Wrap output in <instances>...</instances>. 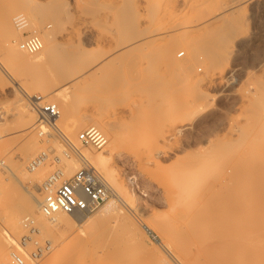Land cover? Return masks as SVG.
I'll use <instances>...</instances> for the list:
<instances>
[{"label":"rangeland","instance_id":"obj_1","mask_svg":"<svg viewBox=\"0 0 264 264\" xmlns=\"http://www.w3.org/2000/svg\"><path fill=\"white\" fill-rule=\"evenodd\" d=\"M22 1L25 0H0V9L8 3L18 7L10 22V28L13 29L10 32L13 33L4 35L0 28V219L3 214L7 215L5 212L14 185H17L20 192L17 198H23L20 196L24 193L23 196L31 194L29 196L34 199V191H43L39 184H44L51 173L61 169V165L57 164L59 159L64 163L63 169H71L68 171L71 175L85 164L78 157L80 152L82 158L85 156L89 163L96 166L122 199L116 202L106 223L121 221L129 225L131 234L135 235L134 239L148 246L149 249L145 250L140 241L135 240L139 247L142 246L143 252L149 255V250H152L161 261H168L161 262L155 258V264H170L171 261L176 264L177 257L195 264L196 255H203L204 258L205 252L199 255L195 254V249H191L185 253L176 244L165 246L164 241L161 242L162 232L154 225L167 220L179 209L193 212L202 203L211 208L219 203L221 207L229 206L233 197L225 195L226 189L220 188L223 179L229 180L227 186L242 191V206L252 207L257 198L252 193H244L248 189L245 180L232 182L231 177L242 179L258 173L264 174V0H179L175 5L178 12L176 19L182 17L185 20L181 18L182 21H188L186 23L190 25L186 30L183 29L185 32L180 30L177 34L163 38V43L169 42L164 49L165 54H162L161 48L155 52L158 48L155 49L153 42L151 46L148 44L150 47L146 44V49L142 46L139 48L141 51L134 49L128 53L124 41L129 39V32L125 29L126 23H121L124 24L122 28L118 14L123 6L121 0H26L42 10L43 16L38 23H34L29 12L21 8ZM143 1L141 4H144ZM231 1L233 4L229 3ZM65 9L70 11L69 18L61 17L57 20L49 15ZM19 12L26 13L35 31L28 27L22 32L17 28L14 17ZM72 24L76 27L74 31L70 28ZM29 33L37 34L43 43L45 38L54 34L60 44L53 56L41 64L27 68L16 66L7 58L8 39H15V45L19 47L18 43ZM136 55L140 58L135 62L138 68L132 63L133 60L130 61ZM137 56L134 60L138 59ZM125 67L127 71L130 68L131 76L123 70ZM88 69L94 73L90 77L86 76ZM118 71H121V75ZM114 76H118V81ZM21 82L33 88H37L39 83L48 84L51 93L44 96H48V101L55 102L61 112L63 100L69 99L71 114L62 117L61 113L58 122L72 129L69 130L72 135H67L71 138L74 136L78 147L67 141L57 128L50 127L45 120L36 128L21 123L18 114H21L22 103L27 102L30 108H35V98L27 95ZM113 86L117 89H113ZM135 89L142 93L134 92ZM38 93L35 89L32 95ZM93 125L101 129L108 139L103 149L84 146L79 140L80 132ZM115 132L117 136L123 134L119 137L121 140L114 136ZM40 155L43 156L42 160L45 158V162L39 164L38 161L35 166H31V161ZM94 156L104 157L105 169L97 166ZM15 164L18 166L16 172L13 170ZM110 176L116 182L111 181ZM39 181L37 188L32 187L31 183L37 184ZM209 185L211 189L205 191ZM201 186L204 195L201 194ZM196 187L198 189L194 192ZM190 190L195 193V199L201 201L196 199L199 202L195 204L198 205L185 201V195ZM113 199L116 197L109 201ZM104 205L106 203L92 214L77 219L67 233L65 230L54 231V236L46 234L43 238L42 235L34 234L36 228L24 224L25 217H36L38 226L57 222L26 212L20 220L24 228L22 237L31 240L34 236L40 240L33 251L48 247V244L49 247L54 246L43 257L35 258L33 252L36 263L45 264L59 252L58 255L62 257L68 244L67 252L71 250L70 247L88 249V245L89 249L95 250L96 245L103 240L95 245L97 239L93 238L88 222ZM1 220L0 230L8 226H5L8 220ZM182 227L184 231L185 227ZM7 233L4 231L3 237L9 243L6 257L11 264L10 251L20 236L10 237ZM58 234L64 237L59 238ZM70 237L74 245L66 241H70ZM45 238L48 243L44 241ZM89 239L90 242H87ZM75 244L79 246L76 248ZM166 251L175 259L170 256L171 260ZM140 252L138 254L141 255ZM149 256L147 258L152 259ZM88 261L93 260L88 258Z\"/></svg>","mask_w":264,"mask_h":264},{"label":"bare ground","instance_id":"obj_2","mask_svg":"<svg viewBox=\"0 0 264 264\" xmlns=\"http://www.w3.org/2000/svg\"><path fill=\"white\" fill-rule=\"evenodd\" d=\"M121 1L123 2L122 3L123 6H121V8L119 9L120 11L118 13L119 19H120V24L126 23L127 27L125 26L126 27L125 29H126V32L127 31L129 32V35L127 36V37H129V39L124 41L126 43L125 45H127V47L124 46L123 44L122 45L124 47H126V49L128 48L127 49L128 53H129V51H132L134 49L140 50L139 49L140 47L145 46L146 44L148 45L149 43H150L149 45L151 46V42H153V43H155V45L160 46V47L159 46L157 47L154 45L155 49L158 48L157 50H155V52L158 51L159 48H161V49L163 48L162 50L160 49V51L162 52V54H165L164 52L166 50H164V49H166L167 48L166 45L169 44V42L163 43L164 42L163 40H165L167 38L166 36L167 35L170 36L171 34L174 35V33H176V32L179 33L178 31H180V30L183 31V29L186 30V28L190 25V24L188 25L186 23L188 21L183 22L182 17H179L181 21L179 20V18L176 19L178 17V14H176V13H178V12H176V10H175V5H176V2H178L179 0H145V2L143 0H121ZM142 1L144 2V4H141ZM235 2H237V1H235ZM229 3H232V1ZM120 5H121V3H120ZM17 8H16V5L14 3H8L0 9V19H1V27L0 28L3 31L4 35L5 34L7 35V33L9 35L11 33L10 31L11 30L13 31V29L10 28V22H12L11 21L12 14L15 12V10ZM21 8L24 11L29 12L34 23H38L42 19V16H43L42 10L38 6L31 5L28 1L25 0V1H22ZM181 8H182V6H181ZM179 10H180V8H179ZM20 14H23L24 16L27 17V19H29V17L26 15V13L19 12V14H17V15H20ZM49 15H50V17H53L54 19L56 18L57 20H60L59 18H61V17H63L64 19L69 18L70 17V11L68 9H65V10H62V12H60V13H59V11H56V12L50 13ZM176 15H177V17H176ZM219 15H221V14H219ZM63 18H62V20H63ZM79 19L80 18H78V20ZM210 20L207 21L208 24H209ZM214 20H215V18H214ZM123 21H125V22H123ZM30 22L31 21H29V23H28V27L31 28L32 30H34L32 28V23L30 24ZM144 23H145V25H143ZM75 24L74 25L72 24L70 26V28H72L73 31L76 30V29H74V28H76ZM200 24L202 25L203 23H200ZM200 24L197 23L196 24L197 27H199ZM123 25H122V28L124 27ZM193 25H195V24H193ZM34 26H35V24H34ZM194 27H196V26H194ZM202 27H204V25ZM64 28H67V26L64 25ZM127 28H128V30H127ZM68 29H66V30H68ZM187 31L189 32V30H187ZM183 32H185V31H183ZM169 36H168V38H169ZM9 38H10V36H9ZM163 38H165V39H163ZM14 41L16 42L15 39L14 40L8 39V42L6 45V47H7L6 48L7 49V58H8V60L12 61V63L14 62V64H16V66L19 65L20 67H24V68L30 67V66L37 64V63L41 64L42 62H44L45 59L48 60L49 58H51L53 56L54 50L60 44V42L57 41L54 34L53 35L51 34L48 36V38H45L44 43L41 40L42 48L40 50H38L36 53H31L33 55H30V54H27L26 53L27 50L23 49L21 46V43L23 40L20 43H18V45L20 48H22L25 51H22V49L20 50L19 47H16L15 44L17 42L15 43ZM128 46H130L131 50H129ZM126 49H125V51H127ZM144 49H146V46ZM142 50H143V48H142ZM147 51H145V52H147ZM143 52H144V50H143ZM136 56L132 57L133 59L130 60V61H132V60L134 61V62L132 61V63H134V66L135 65L137 66V64H135V62L140 59L139 56H137L138 59L134 60V58H136ZM141 56L143 57V55H141ZM150 57L151 56H149V58ZM158 57H159V55H158ZM168 57L172 58L171 56H168ZM143 58L145 59V57H143ZM140 62L138 61V63H140ZM146 62H148V60ZM142 64H143V62H142ZM153 65H152V67H153ZM123 66H125V64ZM131 66H133V65L131 64ZM146 66H147V63H146ZM142 67H143V65H142ZM137 68H138V66H137ZM123 70L125 71L126 67ZM129 71H130V68L127 72H129ZM132 72H133V70H132ZM118 73L120 74L121 71L120 72L118 71ZM93 74L94 73L92 72V70L88 69L86 76L90 77V75H93ZM125 74H126V72H125ZM129 75L131 76V73ZM124 76H126V75H124ZM80 77L82 78V76H80ZM83 77L85 78V76H83ZM84 78H83V80L86 79V78L85 79ZM114 78H116V76H114ZM133 78H135V77H133ZM78 79H79V77H78ZM116 80L118 81V76H117ZM21 85L23 86V90L27 93V95H30L33 97L42 96L45 98L46 96H44V95L51 93V91H48L50 89L48 84L39 83L38 87L37 88L34 87V88L36 89V92H39L41 94L38 93V94H34V95H32V93L35 89L32 86L28 85V83H25V82H21ZM118 85H119V83H118ZM30 88H33L34 90L30 89ZM123 88H125V87H123ZM113 89H117V88L114 87ZM132 90H134V89H132ZM136 91H139V90L135 89L134 92H136ZM139 92L142 93L141 90ZM144 92H146V91L144 90ZM147 93H149V92H147ZM47 98H48V96H47ZM47 98H45V99L48 100L49 98L48 99ZM148 99L149 98H147V100ZM23 102H24V99H23ZM63 102H64L62 104L63 110H62V112H61V110H59L60 111L59 117L61 116V113H63L62 117L63 116L67 117L71 114L72 108H71V102L69 101V99L66 98L63 100ZM22 104H23V105H21L22 109L20 108L21 112L18 109L19 112L21 113V114H18V117H19V115L21 117V118H19L21 123L23 125L28 124L27 127H33V128L38 127L37 125H39V123H41L43 121V120H41V117L39 116L38 109L36 107L34 108L30 105L32 108L31 109L27 102L22 103ZM58 118L55 119L54 121L50 122V123L48 122V124H50V127L52 126V127L57 128L63 134L62 136L67 141L72 142L74 146L78 147L77 140L73 139L74 136L72 138L70 136H68L69 134L72 135L71 134L72 132L69 133V130H72V129H69V126H66L64 124L61 125L58 122ZM45 123H47V122H45ZM111 129H113V127ZM67 133H68V135H67ZM116 133L117 132L114 133V136H117ZM118 133H120V132H118ZM120 135H123V134H120ZM120 135L117 136L116 138L118 139L120 137ZM117 139H114V140L116 141ZM81 155H83V154L79 152L78 157L84 163H87L89 161V160H87L88 158H86L85 156L82 158ZM99 157L97 158V156H96V158H97L96 159L94 156L93 159L97 163V166L105 169L106 161L104 160V157H102V156H99ZM263 157H264V154H263ZM37 158H38V156L31 161V163H30L31 166L33 164L35 166V164L38 163V161L36 160ZM15 166H14L15 168H13V167L12 168L16 172V171H18V166L16 164H15ZM62 169H61V173H62L61 177L63 176V173H64V178H67L69 175H71L70 174L71 172H68L71 169H69V170H66L65 168H64L65 170L64 169L62 170ZM72 174H73V172H72ZM100 176L104 179V181L107 183V185L111 189V195L103 203V204L106 203V205H104V207H102V209H100L98 211L97 215L94 218H92L88 223H89V227L91 228L90 232L93 233V236H94L93 238H95V240L97 239V242L95 243V245L97 243H99L98 242L99 240L100 241L103 240V241L101 243H99V245L97 244L98 246L96 245L95 250L92 249L93 251L91 249H89L90 246L88 245V247H87L88 249H86V248L74 249V247H72V248L70 247L71 250H69L67 252V250L69 249L68 247L70 246V244H68L69 246L66 245L67 250L63 249L61 251V253H62L65 250L64 253H62V255H61L62 257H60V255H58L60 252L58 254L55 253L53 255L54 257L50 258L45 264H153V263L155 264V263H157V262L153 261V259H155V258L159 259V257H158V255L156 257L154 252L153 253L151 252L152 250H149V255L151 256L154 254L155 257L151 256L152 259H150V260L147 258V256H149V255H147L145 251H144L145 255L143 254L144 252H143V249L141 247L143 246V248L145 250H147L149 248H148V246H146L145 243L141 242L139 239L138 240L140 241L142 246L140 245L139 242H137V243L140 245V247L135 243L138 240L134 239L135 235L131 234V232H130L131 227H129V225L122 224V223H120L121 221L120 222L119 221H114V222L109 221L106 223V220L109 218V216H111L112 209L116 207V202L122 201V199L120 198V196H118L115 193L113 187L108 182V180L103 175L100 174ZM231 178L233 179V180H231L232 182L244 181V180L246 181V183L248 184L247 185L248 189L246 191H244V193H246V194L252 193L253 195H256V197H257V198H255V202H254L252 207L247 208V207L242 206V202H241V199L243 198L242 197L243 196L242 191H240L239 189L236 190L234 188L227 186L229 180L227 181V180L223 179L224 180L223 181L224 186L222 185V187H220V188L222 190L226 189L227 193L225 195H229V196L233 197V201L229 202L230 205L226 206V207H221L220 203H219V205L215 204L216 206L214 204H210V205L215 206L214 208H211V206L206 207V206H204L205 204L203 205V203H202V205L200 204L199 207L197 206L198 208L194 209L193 212H190L189 210H186L187 212H183L180 209L177 210L167 220L162 221V222L159 221L158 224H156L158 221L155 223L156 224V225H154L155 228L158 231L160 230L159 232H162V233H160L162 236V239H163L161 242L164 241L163 244L165 243V246H171V247H172V244H174V245L176 244V245H178V248H180V249L182 248L181 250H184L185 253L190 252L191 249H193V250L195 249V254H199V255L201 252H205L206 254H204V255H206V256L204 258H202L203 255L201 257H197V255H196V257L198 259H196V257H195V260H196L194 262L195 264H264V174L258 173L256 175L244 177L246 179H244V178L241 179V177H238V176L231 177ZM109 179H111V181H113V182H116V180H113L112 176H110ZM41 182H43V181H41ZM200 182H202V180L199 181L198 187H200V185H201ZM203 182H204V180H203ZM39 183H40V181L37 184L31 183V185H32V187L37 188ZM198 187H196V189L194 188L193 191L195 190L194 192H196ZM39 188H40V190H43V191H40V192L37 191L38 193L36 191H34V193L36 194L35 197L33 196L34 199L31 198L32 196L31 197L29 196L31 194H29V195L26 194L23 196L24 193L22 194V196H20L23 198L20 199V198H17V195L20 193V192H18L19 190H18L17 185L13 186V188L10 192V194H12V198L8 202L9 203L8 209L5 212V214L8 215V216L6 215L7 218L3 214L4 221H5V219H6V221L8 220V223L5 221L6 222L5 226L7 224H8V226L6 228H2L0 230V264H10L9 258L6 257L7 252H8V248H9V243L3 237L4 231L6 233L8 231L7 234L10 237L17 236V235L20 236L19 240L13 245L14 250L12 249L10 251L11 259L14 258V255H19L24 260L25 264H37L36 259H34V256L32 255L33 252L36 256L35 258H39V257H43L44 255H47L49 252H51V250L54 249V246L51 245V247H49L50 245L48 244L49 248L48 247H45V248L40 247L39 249H37V252H36V250L33 251V248L36 246V243L38 241L40 242V240L36 239L34 236L32 237L31 240H28V239L26 240V238L22 237L21 233L24 230V228H23L22 224L20 223V220L26 212H33L37 216H40L43 218L44 217L48 218L49 221H51V222H57L55 224L43 223L41 226H38L36 224V217H34L32 215H28L25 217L26 222L24 224L26 226H31V228H36L34 230V234L42 235V238L45 237L46 234H51V235L55 234L54 231L64 232L63 230H65V232L67 233V231H69L68 230L69 227L70 226L73 227L72 224H74L77 219L80 220V218L84 217L83 214H80V213L68 214V213H64V212H58L52 216H47L42 211V208H41V204H42V202H44V199L46 198L45 197V191L43 189L44 184L40 183ZM201 188H202V186H201ZM201 188H199V189H201ZM28 189H29V187H28ZM207 189H211V185H209L205 191H207ZM213 189H215V188H213ZM201 190L203 191V188ZM189 192L190 193H187L185 195V201L188 203L190 202V204L191 203L195 204V202L198 201L199 199L198 198H196L198 200L195 199L196 195L194 192H192L191 190ZM30 193H33V192L31 191ZM39 193L41 194V196L39 195ZM221 193H223V191ZM191 194L194 197L190 196ZM201 194L204 195V191ZM210 194H212L211 190H210ZM219 194H220V192L217 193V195H219ZM203 195H201V196L203 197ZM114 197H116V199L109 201ZM191 198L192 199L194 198L193 199L194 201ZM200 199H202V198L200 197ZM103 204L101 206H103ZM198 204H195V205H198ZM208 206H209V201H208ZM207 208H209V209H207ZM1 216H2V214H1ZM3 218H2V220L1 219L0 220L3 221ZM2 223H4V222H2ZM3 226L4 225L2 224V227ZM180 227H182V229H184V227H185V230L182 231ZM4 229H6V230H4ZM26 230L28 231L27 228H26ZM88 233L89 232H87V234ZM57 236H59V238H61V236L64 237V235H60V234H58ZM63 237H62V239L67 238V237H65V238H63ZM82 239H83V237H82ZM90 239L87 242H90ZM41 240H43V239H41ZM46 240H48V239L45 238L44 241L47 242ZM75 240H76V238H75ZM85 240H87V239L85 238ZM66 241L71 242V237H70V241L69 240H66ZM80 242L82 243L83 240ZM64 243H63V245H64ZM72 243L74 245V242H71V244ZM42 245L40 244V246H42ZM76 246H79V244L78 245L75 244V247ZM91 246L93 247L94 245L91 244ZM138 248H140V249L138 250ZM61 249H62V247H61ZM15 250H17V251H15ZM137 251L138 252L142 251V254L144 256H146L147 259L145 258V260H144V256L142 254L141 255L138 254ZM56 252H58L57 249H56ZM150 252L152 254H150ZM171 252H172V250H171ZM164 255L166 256L165 258H167V255L166 254H164ZM168 256L169 257L172 256L173 259H175L174 256L171 254L169 255V253H168ZM184 256H185V254H184ZM176 257H177V255H176ZM88 258L92 259L93 261H88ZM170 259H171V257H170ZM150 261H153V262H150ZM160 261H158V263ZM164 261L166 262V260H164ZM175 261H177L176 264H191L192 263V262L189 263L187 260H181L178 257H177V260L175 259ZM166 263H168V261ZM172 263L173 262L171 261L170 264H172ZM11 264H12V262H11Z\"/></svg>","mask_w":264,"mask_h":264},{"label":"built area","instance_id":"obj_3","mask_svg":"<svg viewBox=\"0 0 264 264\" xmlns=\"http://www.w3.org/2000/svg\"><path fill=\"white\" fill-rule=\"evenodd\" d=\"M14 21L20 31L25 32L28 28V19L23 14L15 16ZM21 46L30 53H36L42 48V42L37 34L29 33L25 35ZM34 98V105L38 109L41 120L50 123L59 117L60 111L55 102L48 101L42 96ZM79 139L84 146L97 149H103L108 143L103 131L94 125L82 130ZM42 157L38 156L36 159L39 164L45 162V158L42 160ZM58 161L57 164L61 165L62 169L64 163L60 159ZM61 169H56L44 182L46 198L41 208L47 216L58 212L88 215L95 212L110 197L111 189L93 164L89 162L83 164L67 178H64V173L61 177ZM13 259L12 264H25L19 255H14Z\"/></svg>","mask_w":264,"mask_h":264}]
</instances>
